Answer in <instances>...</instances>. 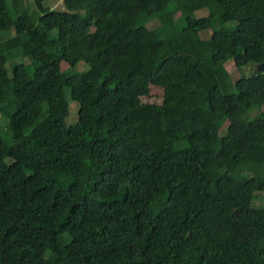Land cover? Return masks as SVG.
I'll list each match as a JSON object with an SVG mask.
<instances>
[{
  "label": "trees",
  "instance_id": "1",
  "mask_svg": "<svg viewBox=\"0 0 264 264\" xmlns=\"http://www.w3.org/2000/svg\"><path fill=\"white\" fill-rule=\"evenodd\" d=\"M61 2L0 0V264H264V0Z\"/></svg>",
  "mask_w": 264,
  "mask_h": 264
},
{
  "label": "rangeland",
  "instance_id": "2",
  "mask_svg": "<svg viewBox=\"0 0 264 264\" xmlns=\"http://www.w3.org/2000/svg\"><path fill=\"white\" fill-rule=\"evenodd\" d=\"M48 5L51 8L55 9V10H62L63 9V3L61 2V0H48ZM208 15H209V11L207 9L200 10V11H198L196 13V16L198 18L206 17ZM158 25H159L158 22H150L148 24V26L150 28H155ZM231 25H233V24H231ZM201 36H202L203 39H208L211 36V32L207 31V32L201 33ZM28 60H29L28 58L21 59V61L19 60V62H23L26 65H29V61ZM64 67H65V69H67L66 65ZM8 69H9L10 74L12 75V67H11V65L8 66ZM87 69H88L87 66L83 65V64L79 65V67H78V70L80 72H85V71H87ZM255 70H256V68L254 66L252 68H249V69L247 68V69L243 70L241 74L248 75L250 73V71H251V73H253ZM29 71L32 73L33 72V68H30ZM216 75L218 76L220 82L223 85L227 86V84H229L230 82H233V80H236L238 78V76H240V73H239V70H237V68L235 67V65L233 63H229L224 68L218 69L217 72H216ZM154 93H158V92L155 91ZM159 97H160V95H157V96L153 97L150 100L152 102H160L161 100L159 99ZM70 109H71L70 110V116L67 119V122H68L69 125L74 124V123H76L78 121V118H79V115H78L79 105L76 102H71ZM262 111H264V108H263ZM5 112L6 111H1L0 110V127H1V130L3 132L4 137L5 138H9L10 137V133H8V131H6V129H5V127L8 124V119L5 118ZM258 113L259 112H255V113L249 115L248 118L252 119V118L256 117V115Z\"/></svg>",
  "mask_w": 264,
  "mask_h": 264
},
{
  "label": "water",
  "instance_id": "3",
  "mask_svg": "<svg viewBox=\"0 0 264 264\" xmlns=\"http://www.w3.org/2000/svg\"><path fill=\"white\" fill-rule=\"evenodd\" d=\"M256 70L253 72L254 76L264 74V62L261 64L255 65Z\"/></svg>",
  "mask_w": 264,
  "mask_h": 264
}]
</instances>
